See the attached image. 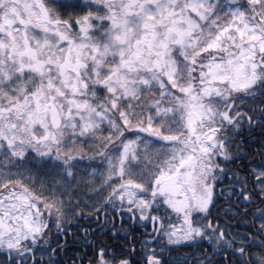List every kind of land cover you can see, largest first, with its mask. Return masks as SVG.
<instances>
[{"label": "snow or ice", "instance_id": "obj_1", "mask_svg": "<svg viewBox=\"0 0 264 264\" xmlns=\"http://www.w3.org/2000/svg\"><path fill=\"white\" fill-rule=\"evenodd\" d=\"M0 264H264V0H0Z\"/></svg>", "mask_w": 264, "mask_h": 264}, {"label": "flooded vegetation", "instance_id": "obj_2", "mask_svg": "<svg viewBox=\"0 0 264 264\" xmlns=\"http://www.w3.org/2000/svg\"><path fill=\"white\" fill-rule=\"evenodd\" d=\"M134 235L139 236L140 233L137 231V232L134 233ZM102 238H103V239L105 240V242H106V238H105V236H103ZM125 247H127V245H125ZM137 247H138V245H137Z\"/></svg>", "mask_w": 264, "mask_h": 264}, {"label": "trees", "instance_id": "obj_3", "mask_svg": "<svg viewBox=\"0 0 264 264\" xmlns=\"http://www.w3.org/2000/svg\"><path fill=\"white\" fill-rule=\"evenodd\" d=\"M105 238H106V242L107 243H112V241L108 240V237L107 236H105Z\"/></svg>", "mask_w": 264, "mask_h": 264}]
</instances>
